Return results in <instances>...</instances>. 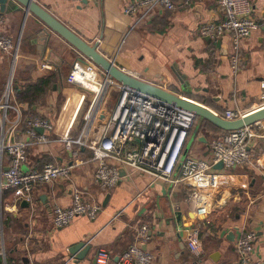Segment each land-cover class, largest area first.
Here are the masks:
<instances>
[{"label":"crops","instance_id":"obj_1","mask_svg":"<svg viewBox=\"0 0 264 264\" xmlns=\"http://www.w3.org/2000/svg\"><path fill=\"white\" fill-rule=\"evenodd\" d=\"M33 1L87 43H97L100 54L141 80L199 102L220 115L235 108L249 112L264 106V29L260 27L241 43L239 71L233 74L229 62L231 36L214 40L199 35L202 24L224 19L217 0H172L174 10H157L149 23L133 29L132 19L122 14L130 0ZM251 2L252 17L261 23L264 0ZM0 15L5 19L6 34L17 47L15 56L0 52V100L10 91L9 109L0 110V142L3 137L4 142L25 140L24 119L40 116L52 123L50 142L30 146L22 169L71 164L74 161L60 139L67 132L70 136L83 133L88 109L81 128L75 125L79 111L84 101L85 106L91 103L103 73L20 6L7 3ZM40 86L43 94L36 96L34 89ZM26 91L30 97L36 96L32 106L19 100ZM111 93H104L101 102L98 99L99 109L104 105L98 114L103 116L113 108L111 103L105 104ZM82 95L85 98L79 107ZM89 123L86 131L94 127ZM210 127L196 119L184 154L209 156V140L222 133ZM4 129L13 131L3 134ZM77 151L80 163L72 169L70 180L39 184L33 190L32 202L15 201L11 191L2 193L1 253L5 248L14 249L10 253L22 257L24 264H92L96 252L104 249L110 256L108 264H118L120 255L133 242L135 228L147 224L150 242L145 249L153 255L152 264H230L237 259L234 244L245 232H255L254 259L264 264L263 140L250 148L255 168L230 172L215 169L201 181L198 198L191 195L192 185L152 183L146 176L129 177L124 171L115 188L102 190L93 181L96 164L91 161V151L81 147ZM8 165V156L0 153V173ZM74 188L92 195L101 212L94 220L76 217L68 226L56 229L52 206H69ZM186 228L199 230L201 260L186 247ZM78 243L90 247L79 260L70 254Z\"/></svg>","mask_w":264,"mask_h":264},{"label":"built area","instance_id":"obj_2","mask_svg":"<svg viewBox=\"0 0 264 264\" xmlns=\"http://www.w3.org/2000/svg\"><path fill=\"white\" fill-rule=\"evenodd\" d=\"M72 1L99 2V0ZM217 5L224 19L219 23L202 24L199 35L214 40L226 34L231 36L232 53L229 62L232 73L236 74L240 65L241 43L248 40L260 27L264 29V17L261 23L252 17L251 0H217ZM175 8L172 0H130L124 4L122 14L132 19L130 28L133 29L149 23L157 10L172 11ZM4 28L5 19L0 15V52L12 53L15 56L17 47ZM102 77L103 84L99 82L95 87V96L86 113L88 123L93 121L94 127L92 129L89 127L90 131H86L84 127L83 133L77 137L70 136L67 132L60 139L71 154L74 161L71 164H45L40 170L22 169L27 163L30 146L46 145L50 142L48 134L53 131V127L46 118L27 116L24 119L25 140L4 142L2 136L0 153L8 156L9 165L0 173V197L2 193L11 191L15 201L23 199L30 203L33 200V190L39 184L69 181L72 169L80 163L77 160L78 147L91 151V161L96 164L92 174L93 181L105 191L117 186L121 179V171H124L129 177L146 176L152 183L161 181L172 186L182 183L192 185L191 195L198 198L201 193V181L216 171L215 165L221 164V170L225 172L236 168H255L250 148L257 140L264 141V120L214 136L207 144L209 149L207 158L186 155L184 148L197 119L193 113L158 102L120 85L113 108L102 116L96 112L97 101L99 98L103 99L104 93L109 90V78L104 74ZM9 96L10 91L3 94L0 110L9 109ZM84 98L82 95L79 107ZM246 113L235 108L219 115L225 120L232 121L242 118ZM38 129L42 131L39 134ZM12 131L13 129H4L2 133ZM70 199L71 203L67 207L57 204L52 206L54 228H64L76 217L94 220L101 212L100 203L92 195L78 188L71 190ZM184 232L188 251L201 260L199 230L186 228ZM256 239L255 232L241 234L234 244L237 259L230 264H257L254 259ZM149 242V227L147 224H140L135 228L133 242L120 255L118 264H152L153 255L145 249ZM109 259V253L99 249L92 264H108Z\"/></svg>","mask_w":264,"mask_h":264},{"label":"water","instance_id":"obj_3","mask_svg":"<svg viewBox=\"0 0 264 264\" xmlns=\"http://www.w3.org/2000/svg\"><path fill=\"white\" fill-rule=\"evenodd\" d=\"M7 3H10L11 6L18 5L23 8L25 14H31L34 16L50 32L61 37L80 55H82L83 58L92 62L105 76H107V78L115 80L124 88L144 94L158 102L189 111L193 113L196 118L201 119L216 129L224 132L238 130L264 120V106L247 112L242 118L232 121L225 120L218 113L199 102L178 95L175 92L164 89L154 83L146 82L128 72H125L123 69L117 67L113 61L108 60L99 53L97 43L89 44L81 39L33 0H0V10L2 12ZM214 168L222 169V165L217 164ZM121 175H124L123 171L121 172ZM89 249L90 247L86 246L84 243H78L70 249V254L76 256L77 260H79L89 251Z\"/></svg>","mask_w":264,"mask_h":264},{"label":"trees","instance_id":"obj_4","mask_svg":"<svg viewBox=\"0 0 264 264\" xmlns=\"http://www.w3.org/2000/svg\"><path fill=\"white\" fill-rule=\"evenodd\" d=\"M42 87H44L42 84H41ZM38 87V88H35L34 89V92H36V96L39 95V94H43V88L42 87ZM29 91H26V93H21L20 94V101L21 102H28V104L30 106H32L34 104V99L36 98V96H32L30 97L28 94ZM22 95L24 97H22ZM213 127L212 125L209 124V127ZM210 127V128H211ZM215 128V127H214ZM216 129V128H215ZM218 130V129H217ZM219 132H224V131H220L218 130ZM2 226H5V222H2ZM10 251H14V249H6L3 251V254H1L0 252V264H24V261H23V258L20 257L19 255L16 256L17 254H15L14 252H11Z\"/></svg>","mask_w":264,"mask_h":264},{"label":"rangeland","instance_id":"obj_5","mask_svg":"<svg viewBox=\"0 0 264 264\" xmlns=\"http://www.w3.org/2000/svg\"><path fill=\"white\" fill-rule=\"evenodd\" d=\"M103 80H104V78L102 77V80L100 81L102 84H103ZM109 80V82H108V85H109V90H108V92H110L111 93V91L113 92V93H111V95H110V97H109V95H108V100H107V102L105 103L106 105L107 104H110L111 103V106L113 105L114 106V104H115V101H116V99L118 98V95L117 94H115L117 91H118V89H119V87H120V85L118 84V86H115L113 83H112V81H115V80H113V79H108ZM114 85V86H113ZM114 87H116L117 88V90H114ZM5 90V89H4ZM4 92V91H3ZM197 97H200L201 98V96H197ZM102 99V98H101ZM101 99H100V102H101ZM199 100V99H198ZM200 100H203V99H200ZM100 105H101V103H100ZM103 106L104 105H102V107L99 109V106H98V108L96 109V112H98L99 110L101 111L102 109H103ZM88 108V104L85 106V101H84V103H83V107L80 109V111H79V113H80V115H79V117H78V119H77V121H78V123L77 124H75L76 126H78V128H81L84 124H86V121H84L83 120V117H84V114L86 113V109ZM107 113H109V112H107ZM34 116V115H33ZM36 117H38V118H40V116H36ZM93 121L91 122V123H89V125L91 126V127H93ZM86 126H88V122H87V125H84V127L86 128ZM91 129V128H90ZM74 133V132H73ZM72 133V136H74V137H77L76 135H77V133H74L73 134Z\"/></svg>","mask_w":264,"mask_h":264}]
</instances>
